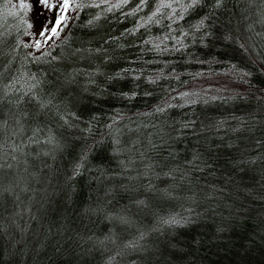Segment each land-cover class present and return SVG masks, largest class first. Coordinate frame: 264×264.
Segmentation results:
<instances>
[{"label":"trees","instance_id":"trees-1","mask_svg":"<svg viewBox=\"0 0 264 264\" xmlns=\"http://www.w3.org/2000/svg\"><path fill=\"white\" fill-rule=\"evenodd\" d=\"M74 1L64 35L31 53L28 9L0 0L5 82L35 76L52 113L67 120L52 121L61 145L55 159L43 158L46 168L32 163L28 173L21 164L20 187L0 199V264H264V0H224L218 9L204 0L171 29L172 9L147 20L161 0L141 10L139 0ZM187 2L173 7L180 12ZM16 111L0 104L6 152L19 142L11 135ZM116 139L120 147L137 143L160 167L121 173L132 157L114 154ZM84 153L82 174L71 178ZM169 169L175 180L156 178ZM150 180L171 186L175 198L150 194ZM136 198L147 206L135 207ZM105 201L131 205L129 223L98 211ZM169 215L186 222L159 223Z\"/></svg>","mask_w":264,"mask_h":264},{"label":"snow or ice","instance_id":"snow-or-ice-1","mask_svg":"<svg viewBox=\"0 0 264 264\" xmlns=\"http://www.w3.org/2000/svg\"><path fill=\"white\" fill-rule=\"evenodd\" d=\"M127 3V0H124ZM149 0H139L137 6L138 10H141L144 6L148 4ZM204 0H188L187 3L181 4L182 11L177 12L173 7V3H180V0H172V2L165 3L163 0L158 4L156 10L148 16V22H153L154 17L161 13V9L168 8L172 9V14L167 17L170 23L167 25L169 29L172 28L173 24H178L179 21L185 19V13L189 9H194L200 6ZM41 5L48 6V0H40ZM224 0H214L212 5L213 9H218L222 7ZM13 8L15 5L12 6ZM29 5L21 3L20 8L28 9ZM69 7L68 0H63L62 9L67 10ZM78 7V6H77ZM16 13L9 11L8 15L14 16ZM209 16L202 18L198 24L194 27L197 31L205 29V21L210 18ZM159 23V20L155 21ZM67 18L66 16L60 15L57 17L55 24L48 29L47 25L41 30L40 35L44 38L45 43L47 40L52 39L55 36H58L59 31L62 30V25L66 26ZM29 28L34 27V24L29 23ZM183 36H187L188 33H182ZM165 39H168L166 36ZM179 42V40L177 41ZM147 43V42H146ZM28 45H25L27 47ZM35 47L39 51L41 47V42L36 41ZM157 47H159L157 45ZM179 51V49H176ZM47 55V54H45ZM11 71L10 65H5L3 68H0V104L8 103L10 105H15L17 107L16 113L13 115V123L15 125L12 131V137L19 139L17 142L15 139L12 140L11 144H8V151H5L6 142L0 139V199L7 193L9 195H14L17 188L20 187L21 178L18 176V173L15 171L21 164L24 165V172L28 173L29 168L32 166V163H37L41 168L48 167L47 160L43 158L55 159V153L58 149H61V145L57 141L55 135L53 134V124L52 121L56 119L64 120L67 123V120L64 116L59 114V110L55 114L52 113V103L51 100H45L40 96L39 88L40 81L36 79L35 76H31L27 81L22 85L21 77L14 75H9L7 82H5V72ZM19 85V86H18ZM183 96H188V93H183ZM195 103V101H192ZM23 104L34 105L30 110L27 108L21 107ZM171 106V105H169ZM164 109L158 108L157 111H163ZM7 124V121L0 122V133L3 132L4 126ZM185 128L188 125H184ZM234 131H241L238 127ZM151 143V141L149 142ZM115 147L113 149L114 154L120 155L127 153L130 158L127 163L121 161V173H127L131 171L137 164L142 165L143 171L139 168L136 171L141 175H146L149 170L155 172L157 167H160L159 163H154L148 153L144 150H141L137 143H131L130 145H125L120 147L119 139H116ZM155 147V145H153ZM18 154V155H17ZM139 157V160L135 159ZM11 161V162H9ZM31 162V163H30ZM87 163V154H82L79 161L73 168L72 177L75 178L77 175H81V169L85 168ZM87 170V169H85ZM173 169H169L168 172L161 170L160 173H156V178L160 179L162 177H169L172 180H175L176 177L173 175ZM6 177L11 179L8 182V185L5 186ZM125 179L128 177L125 176ZM135 185H133V190H135ZM20 191H28L27 187L20 188ZM148 192L154 194L155 197H158L160 200H170L175 197L172 194L171 186L161 188L149 181ZM15 200L19 201V196H15ZM133 205L137 208L146 207V201L144 199L136 198L133 200ZM131 205H125L123 208L108 207V202H104L103 208H98V211H105V215L108 219L115 221L121 224L129 223L128 212L130 211ZM91 211V209L89 210ZM214 211V209H210ZM186 222L184 216L169 215L167 218L161 217L159 220L160 224L167 225L168 227L180 226ZM3 229V226L0 225V230ZM159 231V228L154 229ZM145 238V233L140 234V239ZM138 244L136 242H130L126 246H135Z\"/></svg>","mask_w":264,"mask_h":264},{"label":"rangeland","instance_id":"rangeland-1","mask_svg":"<svg viewBox=\"0 0 264 264\" xmlns=\"http://www.w3.org/2000/svg\"><path fill=\"white\" fill-rule=\"evenodd\" d=\"M16 2L18 4L26 3L29 5L28 17L30 23L34 24V27L31 28V34L26 38V43L28 44L29 51L31 53H38L45 50L53 42L60 39L66 32L78 6L74 0H68L69 7L67 10L62 9L63 0H48V6L41 5L40 0H16ZM60 15L66 16V26L62 25V30L59 31L58 36L47 40L45 43L44 38L40 35L41 30L45 27V25H47L48 29H50L55 24L57 17ZM36 41L41 42L39 51H37L35 47Z\"/></svg>","mask_w":264,"mask_h":264}]
</instances>
